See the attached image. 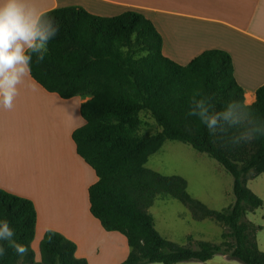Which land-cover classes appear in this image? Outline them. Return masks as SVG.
<instances>
[{
  "label": "trees",
  "instance_id": "16d2710c",
  "mask_svg": "<svg viewBox=\"0 0 264 264\" xmlns=\"http://www.w3.org/2000/svg\"><path fill=\"white\" fill-rule=\"evenodd\" d=\"M46 13L58 22L59 33L49 41L42 62L33 55L30 75L62 98H87L80 107L85 124L72 138L98 178L88 189L91 214L106 231L120 232L127 240L130 251L120 264L205 262L216 254L241 264H264L256 241L262 226L245 219L262 205L246 180L264 173V136L233 146L229 138L243 127L230 129L227 136L211 135L198 117L188 115L193 97H211L216 110L237 101L254 120L264 122V84L256 89L255 102L246 105L229 53L208 49L179 65L162 54L160 33L140 12L107 17L65 6ZM141 111L154 120L157 132L138 133ZM166 140L190 145L230 173L233 204L211 209L189 195L183 177L146 167ZM159 196L178 200L195 220L223 223L222 241L188 236L186 244H178L161 236L148 212ZM36 219L30 199L0 188V221H9L14 239L29 249L21 258L5 242L0 264H88L75 256L74 242L53 230L40 239L36 261L31 249Z\"/></svg>",
  "mask_w": 264,
  "mask_h": 264
},
{
  "label": "crops",
  "instance_id": "0c3cea01",
  "mask_svg": "<svg viewBox=\"0 0 264 264\" xmlns=\"http://www.w3.org/2000/svg\"><path fill=\"white\" fill-rule=\"evenodd\" d=\"M44 12L80 6L91 14L142 13L160 33L162 54L185 65L201 52L229 53L244 103L264 84V0H31ZM86 98H62L30 75L11 110L0 107V188L30 199L36 210L34 240L47 230L76 245L88 264H120L130 251L125 236L106 231L91 214L89 187L98 178L77 153L73 132L85 124ZM32 241V242H33ZM204 264H241L216 254Z\"/></svg>",
  "mask_w": 264,
  "mask_h": 264
},
{
  "label": "rangeland",
  "instance_id": "374dc122",
  "mask_svg": "<svg viewBox=\"0 0 264 264\" xmlns=\"http://www.w3.org/2000/svg\"><path fill=\"white\" fill-rule=\"evenodd\" d=\"M87 99V98H86ZM138 133L141 135L157 132L159 127L145 111L139 114ZM146 167L163 175H179L187 182L189 195L214 210H222L233 204V178L215 159L190 145L166 140L158 151L148 157ZM247 187L262 201L261 207L248 212L245 219L262 228L256 233L260 250L264 251V173L247 176ZM159 234L178 244H186L187 237L212 243L222 241L221 234L226 230L223 223L211 218L195 220L188 208L169 196L157 197L148 208ZM35 260H40L39 241L31 243ZM205 262H178L174 264H204ZM163 264V263H148Z\"/></svg>",
  "mask_w": 264,
  "mask_h": 264
},
{
  "label": "clouds",
  "instance_id": "9594fccd",
  "mask_svg": "<svg viewBox=\"0 0 264 264\" xmlns=\"http://www.w3.org/2000/svg\"><path fill=\"white\" fill-rule=\"evenodd\" d=\"M59 33V24L31 0H0V107L11 110L19 86L31 74L33 55L42 62L48 43ZM211 97L191 100L189 116H196L211 135L227 136L230 129L243 127L229 138L233 146L264 136V122L254 120L244 106L230 101L216 110ZM7 220L0 221V257L6 254L5 242L17 256L28 254V246L18 243Z\"/></svg>",
  "mask_w": 264,
  "mask_h": 264
}]
</instances>
